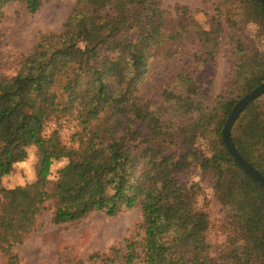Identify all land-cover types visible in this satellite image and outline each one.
Here are the masks:
<instances>
[{
	"label": "trees",
	"instance_id": "16d2710c",
	"mask_svg": "<svg viewBox=\"0 0 264 264\" xmlns=\"http://www.w3.org/2000/svg\"><path fill=\"white\" fill-rule=\"evenodd\" d=\"M50 1L0 0V17L13 2L34 14ZM218 6L231 25L255 28L254 40L238 35L235 41V89L225 92L231 96L200 93L211 84L218 21L210 16L205 29L186 7L172 16L159 0H74L59 32L41 34L12 74L0 72V180L29 150L36 153L34 182L0 188V224L15 229L1 249L5 264H19L11 248L33 231L25 212L37 198L51 202L54 225L140 208L121 241L88 256L97 264H264V188L222 140L233 106L264 81V8L260 0H218ZM188 43L197 46L192 69L176 66L156 98L144 99L140 85L152 61L180 59L191 52ZM66 115L78 124L69 147L56 129L43 135L48 122ZM230 138L264 177V93L240 113ZM198 140L206 155L194 149ZM194 174L224 210L226 244L216 254Z\"/></svg>",
	"mask_w": 264,
	"mask_h": 264
},
{
	"label": "rangeland",
	"instance_id": "374dc122",
	"mask_svg": "<svg viewBox=\"0 0 264 264\" xmlns=\"http://www.w3.org/2000/svg\"><path fill=\"white\" fill-rule=\"evenodd\" d=\"M159 1L161 7L172 16H176V7H186L192 18L205 29L210 26L208 24L210 16L218 21L219 25H216L218 46L214 67L211 71L209 70L212 74L210 89L205 85L200 93L211 98L221 94L231 96L229 92L226 94L225 92L228 89H235L231 86L234 71L239 64L235 41L238 35L246 36L247 41L250 40L249 38L254 40V26L249 24L242 27L239 21L231 25V21L226 20V13L223 10V13L219 14L218 0ZM73 3L74 0H51L34 14L27 12L19 2L5 6L2 10L3 16L0 17V72L12 74L17 68L18 60L23 54L32 51L41 34L59 32ZM230 18L234 19V17ZM257 43L259 44L260 41L257 40ZM196 47V43H188L186 48H189L191 52L181 53L179 55L181 58L175 57L171 63L152 61L150 71L140 85V95L151 101L156 98L160 82L169 79L176 66L181 64L185 69H192L189 57L197 49ZM55 129L61 142L67 147L71 146L70 138L78 129L75 115L61 116L58 120L48 122L43 135L47 137ZM203 143V140H198L194 149L206 155ZM35 162L36 153L29 150L27 159L17 165L11 175L0 180V188L9 189L34 182ZM64 163L65 161L54 162L50 179L56 178L57 171ZM193 180L202 182L203 185L204 191L197 198L198 207L203 209L209 217L211 228L208 233V242L211 247L210 252L216 254L221 250L220 247L226 244L227 229L224 210L215 200L207 183L200 179L199 174H194ZM50 204V201L40 203L37 198L25 212L26 221L32 222L34 229L21 244L11 248V251L17 254L19 264H97L88 260V256L96 251H105L114 243L121 241L128 230L140 219L141 214L138 207L123 211L114 217L95 212L78 222L54 225L51 222ZM14 230L11 226L0 224V264H5L1 249L10 242Z\"/></svg>",
	"mask_w": 264,
	"mask_h": 264
},
{
	"label": "water",
	"instance_id": "95a60500",
	"mask_svg": "<svg viewBox=\"0 0 264 264\" xmlns=\"http://www.w3.org/2000/svg\"><path fill=\"white\" fill-rule=\"evenodd\" d=\"M264 8V0H260ZM264 93V81L254 88L250 93L243 96L232 108L227 120L222 129V140L225 149L231 156V158L238 164V166L245 171L247 174L252 176L263 188H264V177H262L246 160L238 153L235 149L231 138L230 130L240 113L246 108V106L255 98L259 97Z\"/></svg>",
	"mask_w": 264,
	"mask_h": 264
}]
</instances>
